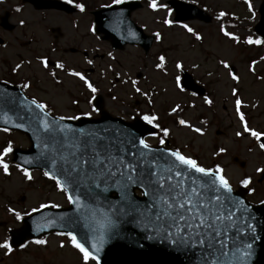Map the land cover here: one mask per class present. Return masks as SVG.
Here are the masks:
<instances>
[{"label":"rangeland","instance_id":"374dc122","mask_svg":"<svg viewBox=\"0 0 264 264\" xmlns=\"http://www.w3.org/2000/svg\"><path fill=\"white\" fill-rule=\"evenodd\" d=\"M112 1L78 0L87 10L66 15L55 11L37 12L21 5L20 0H0V14L9 11L10 21L16 25L11 33L0 29V37L7 44L0 47V80L28 81L30 88L26 94L45 104L54 116L64 119L97 117L99 113L92 107L97 95L102 98L104 112L125 121L155 115L159 133L156 138L146 139L148 144L166 136L175 149L196 160L199 166H219L234 189L242 186V179L248 178L250 183L246 187L252 191L248 198L253 202L262 200L264 180L260 183L257 180L264 172V150L256 139L243 132L235 99L241 100L240 110L247 126L264 132V41L254 32L257 7L263 0H248L247 4L245 0H183L204 10L210 17L208 24L174 23L165 0H156L155 9L146 0L141 9L131 14V19L145 34L154 36L147 54L138 46L114 51L108 42L94 34L90 10ZM15 6H21L20 10L15 11ZM165 19L172 23L165 25ZM181 25L190 27L200 39ZM221 28L230 36H225ZM249 37L262 43L248 44L245 41ZM27 41L29 47H20ZM161 56L164 62L157 68ZM16 63L21 68L13 75L11 68ZM177 63L204 87L203 96L176 88V77H180ZM225 63L228 69L224 68ZM57 64L63 68H57ZM231 67L238 78L235 81L228 75ZM71 72L83 75L96 91H90ZM132 81L136 82L135 87ZM136 87L140 92H136ZM233 88L237 90L235 97ZM205 97L210 104L204 103ZM177 105V111L172 112ZM181 119L187 126L178 123ZM238 131L240 136L236 135ZM9 143L12 149L29 146L25 136L0 129V149ZM234 156L245 162L244 168L231 162ZM3 159L9 167L7 174L0 169V222L6 224L0 227V243L9 241L8 230L19 226L16 213L21 217L41 205H67L56 183L38 171H28L31 179L26 178L12 163L11 153ZM44 241L43 245L29 243L8 254L0 248V264H85L67 237L53 234ZM87 264L93 263L88 260Z\"/></svg>","mask_w":264,"mask_h":264},{"label":"water","instance_id":"95a60500","mask_svg":"<svg viewBox=\"0 0 264 264\" xmlns=\"http://www.w3.org/2000/svg\"><path fill=\"white\" fill-rule=\"evenodd\" d=\"M36 10H60L73 13V9L57 0H23ZM167 4L174 11V20L185 22L198 19L205 23L210 20L203 11L194 5L177 0H169ZM137 1L123 3L92 13L96 25V33L108 41L115 50H122L125 45H139L147 52L152 37L145 36L141 29L130 21V14L139 9ZM260 20L255 32L264 39V1L259 9ZM9 14L5 13L0 20V26L11 31L14 25L8 23ZM0 43L2 41L0 40ZM181 86L199 96L204 90L197 86L193 79L182 72ZM14 90V89H13ZM0 84V126L17 130L26 134L30 148L26 151L15 150L13 160L24 168H36L49 172L67 186L68 193L75 197L80 207L75 203L68 208L52 210L44 209L23 220V226L10 231L11 247H18L31 238L42 236L50 231L60 233L70 232L92 255L98 264H203L202 248L189 247L184 243L186 236L169 233L167 228L156 219L155 212L147 205L151 197L143 195V190L130 186L129 200L138 204L139 208L129 207L120 200L116 188L101 192L90 184V178L71 173L75 159L71 155L73 145L89 141L119 146L124 142V148L131 147L130 141L135 139L136 151H146L139 148L138 141L152 133V128L135 120L133 124H124L119 119H112L101 111L98 120L79 119L76 122L59 120L51 117L35 107L30 100L19 91ZM96 109H102V101L97 98L94 102ZM37 117L50 122L53 131L39 128ZM54 122V123H51ZM20 125V127H16ZM150 155L160 157V162L171 161L168 150L151 148ZM66 158L67 163L64 162ZM55 158L57 164L51 160ZM25 159L30 163H24ZM174 162V161H173ZM233 162L243 168L244 163L233 158ZM179 167V165H177ZM187 172V170H185ZM73 177H77L72 183ZM185 180H199L203 183L208 177L192 172L184 176ZM210 182V181H209ZM103 187V185H101ZM140 191L142 197H136L135 191ZM218 195L229 197L224 211L233 214V226L226 229L228 236L227 247L219 254L221 264H264V204L252 206L246 203L241 193H224ZM243 201V204L239 202ZM252 223L255 233L250 232L245 224ZM0 225H3L0 223ZM244 244H251V255L246 260L239 259L237 249L244 250ZM214 255H216L214 253Z\"/></svg>","mask_w":264,"mask_h":264},{"label":"snow or ice","instance_id":"6c2138e0","mask_svg":"<svg viewBox=\"0 0 264 264\" xmlns=\"http://www.w3.org/2000/svg\"><path fill=\"white\" fill-rule=\"evenodd\" d=\"M66 2H71V0H66ZM122 0H113L114 4L121 3ZM248 3V0H245ZM150 8L155 9L157 7L156 0H149ZM81 12L84 11V6L82 4H76ZM19 11V9H17ZM249 11H251V5H249ZM221 16L224 13H220ZM165 25H170L172 21L165 19ZM188 32L196 35L193 30L187 25H181ZM224 32V29L221 28ZM225 36H230L228 32H224ZM157 40L160 39L159 35L156 34ZM196 39H200L196 35ZM231 39H236L235 36H231ZM248 44H260L262 41L253 40L248 38L246 41ZM160 63L156 65L160 68L163 65L164 57H158ZM44 67H47L45 61H41ZM91 63V61H89ZM225 69L229 68V65L225 63ZM20 65H16L19 68ZM57 68H63V65L57 64ZM177 69L182 66L180 63L175 65ZM15 71V69H13ZM70 75L79 77L81 81L84 82L85 86L89 88L90 91L95 92L96 89L85 79L83 75L79 72H71ZM228 75L233 81L237 80V76L232 72ZM133 87H135L136 82L132 81ZM176 88L183 91L181 87L180 77H176ZM24 88H28V84L23 85ZM136 92H140L138 87L135 88ZM233 96L237 95V90L233 88ZM31 103L35 105L37 109L43 112L44 117H47V112L44 111L46 105L43 103H38L36 100H32ZM204 103L210 104L211 101L205 97ZM236 115L239 118L240 124L243 126V132L248 133L254 139L259 141L261 137H264V132H257L250 129L246 122L245 117L241 113V100L235 99ZM177 107L172 109V112H176ZM39 120V128L45 131H53L50 128V122H46L45 119L37 117ZM60 119H64L61 117ZM75 119V117H71ZM145 123L151 125L153 128L158 127L155 123L157 117L155 115H142L140 117ZM54 123V122H51ZM180 125H186V122L181 119L178 121ZM20 127V125H16ZM8 131L7 128L3 129ZM199 132V129H195ZM164 134L168 135V130L164 129ZM237 136L241 135V132L236 133ZM161 144L164 143L163 140L160 141ZM131 147L125 149L124 142L121 141L120 145L117 147L115 145L104 144V143H92L89 141L80 142L73 145L74 151L71 155L75 159V166L71 168V173L78 172V175H83L85 178H90V184L94 185L101 192L108 191L111 188H116L119 192L120 200L128 204L129 207L139 208L138 204H133L129 200L130 193L128 191L130 186H137L143 190V195L146 197H151L152 202L147 205V208L153 210L156 215V219L160 221L163 227L167 228L169 233L176 234L178 236H186L187 239L184 241L186 245L193 248H202L201 258L203 264H221L219 254L224 253L225 247H227L225 241L227 239L228 233L226 229L233 226V214L231 207L227 212L224 211V206H227L229 197L218 195L219 189H222L224 193H231L232 189L227 179L221 175V169L217 166L215 169L200 167L197 161L191 157H186L182 155L179 151H168L167 155L172 158L171 161H165L163 164L160 162V157L156 155H150L152 149L145 142L144 139L138 141L139 148L146 151H136V141L132 139L130 141ZM261 149L264 150V143L260 145ZM13 151L11 143L0 149V169L4 171L5 174L8 173V164L4 162V157ZM220 151H223L221 149ZM64 162L67 163L66 158ZM174 161V162H173ZM24 163H30L25 159ZM53 165L57 164V160L53 158L51 160ZM179 165V167H177ZM19 167V165L17 166ZM187 170V172H185ZM26 178L31 179L27 170L21 169ZM261 169H257L260 172ZM192 172L200 174L201 177H208L209 180H205L201 183L199 180H185L184 176ZM44 175L49 179H54L56 182L57 189L64 192L67 196L69 204L75 203L77 207H80L78 200L68 193L67 186H62L61 181L55 176L50 175L49 172H44ZM77 177H73L72 183L76 182ZM210 181V182H209ZM243 186H247L250 183L248 178H244L240 181ZM103 185V187H101ZM243 204V201L239 202ZM46 207V205H41V208ZM55 207V205H53ZM11 212L12 209H9ZM38 211V209H34ZM16 219L19 220L20 214H15ZM246 228L255 233V229L252 223H246ZM59 235H67L69 242L72 246L79 250L82 255L85 264L91 258L95 260L96 257L92 255L81 243L77 242V239L70 232L68 233H58ZM35 244L43 245L46 242L41 239L34 241ZM25 245L21 244L20 247L23 248ZM0 248L5 250V254L12 252V248L7 240L0 243ZM251 244H244L243 249H237L239 252V259L246 260L251 255ZM214 253L216 255H214ZM226 255V253H224Z\"/></svg>","mask_w":264,"mask_h":264},{"label":"trees","instance_id":"16d2710c","mask_svg":"<svg viewBox=\"0 0 264 264\" xmlns=\"http://www.w3.org/2000/svg\"><path fill=\"white\" fill-rule=\"evenodd\" d=\"M66 1V0H65ZM70 3H76V1L75 0H71V2Z\"/></svg>","mask_w":264,"mask_h":264}]
</instances>
